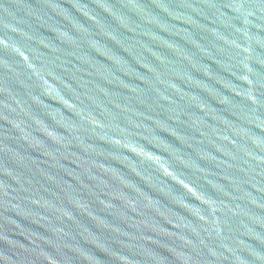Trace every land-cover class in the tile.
Here are the masks:
<instances>
[{
  "label": "water",
  "instance_id": "obj_1",
  "mask_svg": "<svg viewBox=\"0 0 264 264\" xmlns=\"http://www.w3.org/2000/svg\"><path fill=\"white\" fill-rule=\"evenodd\" d=\"M0 264H264V0H0Z\"/></svg>",
  "mask_w": 264,
  "mask_h": 264
}]
</instances>
